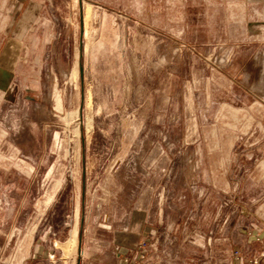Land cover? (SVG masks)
Segmentation results:
<instances>
[{"label": "rangeland", "instance_id": "obj_1", "mask_svg": "<svg viewBox=\"0 0 264 264\" xmlns=\"http://www.w3.org/2000/svg\"><path fill=\"white\" fill-rule=\"evenodd\" d=\"M242 1L0 0L30 23L0 163L35 179L0 264L33 239L42 264H264V25Z\"/></svg>", "mask_w": 264, "mask_h": 264}, {"label": "crops", "instance_id": "obj_2", "mask_svg": "<svg viewBox=\"0 0 264 264\" xmlns=\"http://www.w3.org/2000/svg\"><path fill=\"white\" fill-rule=\"evenodd\" d=\"M242 3L244 4L245 9L259 12L261 17L260 24L264 25V0H243ZM29 26L30 23H0V93H12L15 90L14 86L12 87L8 83H5L2 78L4 75L8 77L10 74L17 73L15 68L18 63L20 48L17 47L18 52H16L14 46L26 42L27 36L25 35V32ZM4 103H6V101L0 100V108ZM2 149L3 147L0 148V155L2 151H4ZM33 169L37 170L35 166L30 167V171ZM12 173L13 171L10 165L6 166L0 163V191L5 194L6 199L10 202V206L8 207L0 206L1 260L3 259V253L9 250L8 245L12 238V234L7 232L5 227L10 220L15 221L20 216L23 205L29 200L31 185L35 180L29 175L28 178H24V180L22 179L23 177L15 178ZM76 226H78V224ZM260 233H262L263 239H261L259 243H256V245L261 247V249H264V226L261 227ZM249 239L251 238H247L246 240L248 241ZM35 245V239H33L29 242L27 251H25V256L20 261L16 260L13 264H42L41 258L44 257L45 254L42 250L38 251L37 245L36 247ZM245 246L248 245L246 244ZM237 247L238 246L234 245L233 248L237 249ZM12 253L13 250L11 251L10 256ZM2 262H4V260H2Z\"/></svg>", "mask_w": 264, "mask_h": 264}, {"label": "built area", "instance_id": "obj_3", "mask_svg": "<svg viewBox=\"0 0 264 264\" xmlns=\"http://www.w3.org/2000/svg\"><path fill=\"white\" fill-rule=\"evenodd\" d=\"M0 206L2 207H8L10 206V202L6 199V196L5 194L0 191ZM140 248H143L142 246H140ZM139 254V252H138ZM54 255L51 256V258H53ZM141 258H144L145 257V253H143V251L141 252V255H140ZM261 257H264V253L262 254ZM126 260H128V258H126ZM2 262V260L0 259V263Z\"/></svg>", "mask_w": 264, "mask_h": 264}, {"label": "bare ground", "instance_id": "obj_4", "mask_svg": "<svg viewBox=\"0 0 264 264\" xmlns=\"http://www.w3.org/2000/svg\"><path fill=\"white\" fill-rule=\"evenodd\" d=\"M72 233H73V235H72L73 236V240L76 241V239L78 238V226H76V228H74V231Z\"/></svg>", "mask_w": 264, "mask_h": 264}]
</instances>
